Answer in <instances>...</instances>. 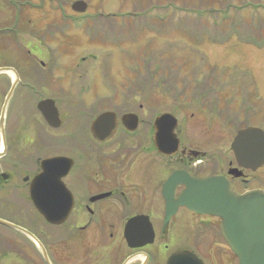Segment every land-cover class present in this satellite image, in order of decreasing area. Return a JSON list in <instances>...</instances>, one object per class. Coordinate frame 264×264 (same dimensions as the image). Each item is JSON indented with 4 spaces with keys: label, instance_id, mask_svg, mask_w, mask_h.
Segmentation results:
<instances>
[{
    "label": "rangeland",
    "instance_id": "obj_1",
    "mask_svg": "<svg viewBox=\"0 0 264 264\" xmlns=\"http://www.w3.org/2000/svg\"><path fill=\"white\" fill-rule=\"evenodd\" d=\"M24 1L18 0L16 5ZM76 1L29 0L22 12L31 18L32 46L38 47V56L34 58L44 60L50 69L42 71L38 68L34 80L42 78L44 90L57 101L61 110L70 100L64 98L65 94L61 95V90H81L79 96L74 95L71 99L75 105L71 111L78 115L97 114L112 105L130 110H138L143 105L146 111H140L146 121H152L157 111L171 112L177 115L183 130L190 134L188 143L192 147L201 148L204 145L202 138L206 133L211 136L213 129L221 131L225 140L222 145L217 147L213 143L215 149L202 147L217 154L221 165L215 166L212 163L214 156H210V165L204 172L226 173L228 160L234 161L230 144L236 129L232 125L214 126H224L236 112L245 116L244 111L252 122L264 125V0H228L233 9L244 4L246 7L240 8L238 13L230 9L229 13L212 16L205 14L204 9L226 7L225 0H83L87 3L83 13L72 9ZM14 8L15 5H5L0 0V22L21 13ZM111 15L136 18H132L130 25L118 19L119 28L112 29L111 24L116 23V18ZM96 18L98 21L93 22ZM128 19L131 18L122 21L127 23ZM86 23H89L90 31L111 33L110 41H105L101 34L91 36ZM218 32L234 35L228 41L215 43L211 40ZM1 56L0 61L4 60ZM169 70H173V76L178 75L179 86L186 87L187 93L172 91L171 81L164 85L162 76ZM212 85L216 88H209ZM223 89L239 96L247 94L248 103L254 105L256 111L244 110L241 98L235 103L236 107H223L222 115L202 111L203 99L212 98L204 91ZM40 99L34 98L33 106L27 107L26 98H17V105L7 114L5 159L29 164L31 167L28 168L32 170L36 167L35 159L43 158L38 156L54 153L63 156L57 155L61 132L51 129L37 112ZM3 100L4 95L0 110ZM15 111L17 113H13ZM19 123L22 125L17 129ZM25 125L28 128H24ZM200 161L201 158L196 163ZM244 173L249 180L247 189L264 186V168L256 173L243 172L235 179ZM236 188L237 193L245 189L238 181ZM10 192L8 187L0 192V219L40 232L41 219L34 208L29 205H23L21 209L16 207L15 203L24 199L17 194L10 195ZM20 233L0 224V264H44L35 244ZM214 233L213 229L209 230V235Z\"/></svg>",
    "mask_w": 264,
    "mask_h": 264
},
{
    "label": "flooded vegetation",
    "instance_id": "obj_2",
    "mask_svg": "<svg viewBox=\"0 0 264 264\" xmlns=\"http://www.w3.org/2000/svg\"><path fill=\"white\" fill-rule=\"evenodd\" d=\"M3 1L5 5L13 7L15 5L14 10L16 12L20 10L21 13H15L14 16L0 22V56L4 58L0 61V68L6 69L0 72V103L4 95L0 110V146L2 109L13 84L16 82L7 114L10 108L17 105V98H26V106L32 107L34 98L49 97L48 92L44 90L42 78L34 80V75L38 68L42 71L50 70L44 60L37 61L34 58L38 47L32 46L33 28L29 25L31 18L22 13L27 8L29 0L18 6L16 5L18 0ZM224 91V89L204 91L212 98L207 96L209 99H203L201 110L222 115L223 107L232 108V105L236 107L235 103L240 102L241 98L244 110L256 111L254 105L248 103L247 94L242 93L239 96L238 93L231 94L225 91L227 93L225 96ZM80 93L81 90L75 89L61 90V95L65 94L64 98L70 100L65 109L59 108L61 116L59 128L50 127L36 106L44 122L51 129L61 132L57 155L72 160L71 168L62 180L70 191L73 202L55 204L71 206L68 217L61 224L49 222L36 210L29 190L31 180L41 171V161L46 157L55 156V153L38 156L43 158L35 159L36 167L33 170L28 168L31 165L18 160L7 162L6 114L4 131L6 149L0 157V192L8 187L10 195L17 194L24 199L16 202V207L21 209L23 205H29L41 219L40 232L35 229L30 231L41 239L46 254L45 257L44 253L40 252L43 263L197 264L200 261V264H240L238 256L231 250L222 234L221 219L208 214H198L180 203L167 202L164 197V183L173 171H185L198 177L226 176L234 189H237L236 181L244 186L245 189L239 191L240 193L251 189L264 190V186L247 189L249 180L245 173L236 179L235 173L231 171L229 173L232 168L238 169L241 173L246 171L256 173L264 168V164L256 168H246L239 163L232 151L234 161L228 160L229 167L226 173L204 172L210 165V156H214L212 163L215 166L221 165L217 154H211L202 148L215 149L213 143L217 144V147L222 145L225 140L221 131L213 129L211 136L206 133L202 138L205 146L192 147L191 143H188L190 134L183 130L179 120L176 129L179 138L178 150L173 155H165L158 148L156 136L161 137L154 122L155 118L162 114L161 111H157L152 121L142 118L140 110L146 111L143 105H140L138 110L112 105L97 114L91 112L89 115L83 113L78 115L71 111V108L75 107L71 99ZM93 107L95 106H91ZM108 110L116 113L117 122L112 134L100 140L94 135L91 127L95 118ZM244 112L245 116L236 112L234 118L227 124L223 123L224 126L216 124L214 128L232 125L236 129L234 138L240 130L248 127L259 128L264 133V125L252 122L248 113ZM127 113L138 116L139 122L133 130L130 127L135 123L127 124L122 121L123 115ZM21 125L19 123L16 128ZM24 128H28V125ZM249 155L250 160L257 159L251 146ZM199 158L202 161L196 163ZM184 189L185 186L179 184L175 188V197L177 198ZM210 229L215 232L213 235H209Z\"/></svg>",
    "mask_w": 264,
    "mask_h": 264
},
{
    "label": "water",
    "instance_id": "obj_3",
    "mask_svg": "<svg viewBox=\"0 0 264 264\" xmlns=\"http://www.w3.org/2000/svg\"><path fill=\"white\" fill-rule=\"evenodd\" d=\"M76 12H85L87 3L78 0L72 5ZM6 69H0L4 71ZM13 84L2 109L1 124L4 127L7 105L13 94ZM46 122L53 128L61 126V116L56 102L52 98L42 99L37 104ZM122 121L133 130L139 122L134 113L123 115ZM117 122L114 111L101 113L92 124L94 135L102 140L109 137ZM155 127L159 136L158 148L165 155H173L179 146L176 129L178 119L170 112L158 115ZM250 146L256 154V160H250ZM239 163L246 167H259L264 164V133L259 128L248 127L240 130L231 144ZM3 153L0 152V156ZM72 160L65 156H53L41 161V171L30 182L31 200L37 211L49 222L61 224L68 217L71 206L55 204L73 202L70 191L65 187L62 178L67 175ZM231 172L238 177L242 173L236 168ZM184 185L185 189L175 197V188ZM164 197L167 202L180 203L198 214H208L221 219L220 228L231 250L238 256L240 264H264V190H249L244 193L234 191L233 184L225 176L213 175L198 177L191 172L173 171L165 180ZM169 210V209H168ZM0 224L15 228L33 239L46 257L44 247L38 238L28 230L0 219ZM144 243V242H143ZM142 243V244H143ZM197 264H200L198 261Z\"/></svg>",
    "mask_w": 264,
    "mask_h": 264
},
{
    "label": "trees",
    "instance_id": "obj_4",
    "mask_svg": "<svg viewBox=\"0 0 264 264\" xmlns=\"http://www.w3.org/2000/svg\"><path fill=\"white\" fill-rule=\"evenodd\" d=\"M223 1V0H222ZM221 1V2H222ZM225 2H226V7H220V9H216V8H210V9H204V12H205V14H207V15H215V14H217V13H220V12H222V11H228V10H230V8H231V4L228 2V0H225ZM229 3V4H228ZM111 17H113V16H111ZM113 18H116V23L114 24V23H112L111 24V26H112V29H116V28H119V26L117 25V20H118V18L117 17H113ZM226 18V17H225ZM225 18L223 19V23H225ZM134 19V18H133ZM131 20H132V18L131 19H128V22L125 24V25H130V23H131ZM215 25H217L216 23H214ZM237 24H234V26H236ZM126 27V26H125ZM98 34H101L103 37V39H105V38H109V36H110V34L111 33H109V32H105V31H98V32H93V31H91V36H94V35H98ZM232 35H234L233 33H229V34H223L222 35V33L221 32H218V34L217 35H215V36H213V38H212V40L211 41H213V42H215V43H222V42H225V41H228V40H230L232 37ZM240 36H242L241 34H240ZM244 36V35H243ZM246 36V35H245ZM251 40H254V39H251ZM176 69V68H175ZM174 70V69H173ZM173 70H169V71H166V75L165 76H162V78H163V80L165 81L164 82V85H165V83L166 82H168V81H171L170 83H171V85L172 86H174V87H172L171 86V89H172V91H176V92H179V90L181 91V93L182 92H187V91H185V90H188L186 87H180L179 86V83H180V81L178 80V75H175V76H173L172 75V71ZM199 70L200 69H198L197 70V73L199 72ZM129 71L130 72H132V71H134V70H131V69H129ZM176 71H178V69H176ZM153 76V75H152ZM171 78H174V79H171ZM140 80L141 79H143V78H139ZM215 82H217V81H215ZM186 83V82H185ZM213 87V88H212ZM178 88H180V89H178ZM209 88H212V89H215L216 88V86H214V85H212L211 87H209Z\"/></svg>",
    "mask_w": 264,
    "mask_h": 264
}]
</instances>
